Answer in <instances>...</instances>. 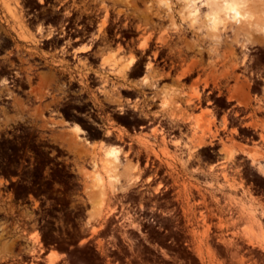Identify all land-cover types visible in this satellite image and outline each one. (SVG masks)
<instances>
[{
  "label": "rangeland",
  "instance_id": "obj_1",
  "mask_svg": "<svg viewBox=\"0 0 264 264\" xmlns=\"http://www.w3.org/2000/svg\"><path fill=\"white\" fill-rule=\"evenodd\" d=\"M11 1L1 0L22 29L24 21L16 15L19 2ZM157 1L91 0L81 7L82 12L100 18L97 37H106L114 29L115 33H121V28L124 32L137 29L136 39L127 46L119 45L118 51L128 62L133 58L131 65L138 61L136 68L149 81L140 84L141 101L145 102L127 101V109L138 110L143 123L153 117L150 113L155 108L173 119L174 106L182 111L179 119L187 131L179 151L183 166L164 173L163 166L143 153L142 146L130 141L128 152L120 158L131 164L136 161L138 181L128 184L121 180L126 187L122 184L117 192L109 191L100 215L93 216L86 174L89 162L101 151L88 148L82 165L73 164L76 180H69L61 170L60 206L54 209L51 201L47 203L42 210L43 227L21 228L18 224L13 229L18 237L27 238L28 252H38L37 247L44 251L39 256L42 261L31 264H48V250L61 257L51 264H264V172L256 164L264 161V115L250 114L244 102L252 90L256 105L262 107L257 95L264 92V35L247 23L228 24L212 35L201 22L192 28L182 19L180 1L170 0V13ZM259 1L264 2L252 0V5L256 7ZM116 56L112 55L109 64L102 60V66L126 76L118 72L121 59ZM174 75L196 76L201 82L186 103L188 111L171 101L169 94L174 90L164 88ZM103 83L99 92L107 94ZM195 98L199 107L193 109ZM116 101L113 107L125 110L121 100L113 99ZM167 101L171 108L165 107ZM206 106L210 107L204 111L208 119L201 111ZM94 123L92 117L88 125L81 126L88 139L115 145L127 142L121 133L102 138ZM160 134L166 138L163 128ZM75 139L80 141L79 135ZM138 142L148 144L146 139ZM46 173L51 178L52 173ZM36 230L42 233L40 239ZM34 235L41 246H35ZM0 264L21 263L16 259Z\"/></svg>",
  "mask_w": 264,
  "mask_h": 264
},
{
  "label": "flooded vegetation",
  "instance_id": "obj_2",
  "mask_svg": "<svg viewBox=\"0 0 264 264\" xmlns=\"http://www.w3.org/2000/svg\"><path fill=\"white\" fill-rule=\"evenodd\" d=\"M11 2H19L20 10L17 9L16 15H20L24 21L22 29L33 34L34 41L39 43L37 46L23 45L20 50L16 48L2 20V9L6 10L8 7L5 8L0 0V94H7L1 97L4 109L0 112V262L17 259L21 264H31L33 260L41 262L39 256L44 251L37 247L38 252H28L25 244L27 238L24 240L18 237L13 229L18 224L21 228L43 227L42 210L47 203L51 201L54 209L60 206L58 201L61 196V170L66 172L69 180L74 181V167L73 160L61 153L57 142L44 138L46 135L41 127L43 121H50L49 127H52L53 132H58L53 117L43 115L41 111L35 114L28 113L26 109L16 110L15 101L23 100L26 107L28 81L36 77V70H32V67L35 64L42 67L44 53L53 54L59 50L65 52L76 44L89 42L91 52L84 61H79L84 64L96 63L99 58L97 51L100 48L105 45L127 46L130 41L136 39L134 35L137 29L132 27L124 32L121 28V33H115L117 29H114L106 37H97L100 18L97 15L92 16L90 11L82 12L81 7L91 4V0ZM113 22L114 18H111V25ZM46 36H49L50 40L44 43L47 41ZM137 63L138 61L133 64L135 68ZM4 80L5 85L2 84ZM91 82L97 83L99 80ZM76 107L70 111L71 117L79 120L82 126L88 125L93 117L90 106L84 104ZM115 111L117 116L132 126L150 122V117L145 123L141 122L138 110L128 112L125 108L120 111L116 107ZM46 171L52 173L51 178L46 176ZM36 231L40 239L42 233ZM34 243L35 246H41L38 241Z\"/></svg>",
  "mask_w": 264,
  "mask_h": 264
},
{
  "label": "crops",
  "instance_id": "obj_3",
  "mask_svg": "<svg viewBox=\"0 0 264 264\" xmlns=\"http://www.w3.org/2000/svg\"><path fill=\"white\" fill-rule=\"evenodd\" d=\"M2 14L4 15L2 20H4L8 33L18 50L22 49L23 45H38L39 42L32 39L33 34L19 28L18 23L11 15H7L5 9H2ZM45 38L47 41H44V43L50 40L49 36ZM89 52H91L89 42H81L65 52L59 50L58 53H44L42 67L39 64H35L32 67V70L34 68L36 70V77L34 80L28 81L26 107L23 100H16L14 109L19 111L26 109L28 113L32 112L35 114L41 111L43 115L52 116L53 123L58 126V132L50 130V121H43L41 127L46 135L44 138L48 141L57 142L61 153L71 158L74 165H82L83 158L87 155L86 150L90 148L82 139L93 143L96 149H99L102 144L106 146L115 145L112 141L104 139H88L85 132L79 135L80 141L75 139L76 136L71 129L76 124L81 127L82 123L77 119H73L70 111L73 108L76 109V106L87 104L92 110L97 130L100 131L102 138L116 136L118 133L125 137L127 140L126 144H116L123 150L121 155L128 152L129 142L131 141L133 145L142 146L143 153H147L156 164L163 166L164 173H170V168L183 166L180 160L182 153L179 151L183 147L184 135L187 131L185 122L179 119L182 111H177L176 106H174L173 111L176 112V117L173 119L170 115L162 113L155 108L151 110L150 114L153 117H150L149 123H138L137 126H132L125 122L120 116L115 114L116 111L113 106L117 105L118 101L113 102V99H120L121 104L126 109L128 107L127 101H130L131 104L138 102V105L145 102L144 100L141 101L143 95L140 91L143 76L135 68V65H131V68L129 67V69L122 72L126 76L113 73L108 65L102 66V59L113 54L117 55V59H121L117 68H121L124 63L128 62V60L124 59L125 55L123 52L119 53L116 46L105 45L100 48L97 51L99 58L96 63L84 64L80 62L88 57L87 54ZM127 53L126 56H128ZM142 75H144V70ZM96 79L99 82H91ZM103 82H106L105 91L107 94L99 92V89L103 87ZM200 84L201 82L196 76L178 78L174 75L169 82L164 83V88L169 91L174 90L169 94L171 101L175 105L180 103L188 111L186 103L192 98L193 89L200 86ZM114 89L115 92H113ZM251 91L249 96L244 98L249 113L257 116L258 112H262L264 115V92H260L257 95L262 105L261 108H258L255 103V93ZM203 99L205 98L203 97L201 100ZM197 107H199V100L195 98L193 109ZM209 109V106L201 107L202 115L205 119H208L209 114L204 111ZM127 110L129 112V109ZM199 113L200 110L196 114ZM214 126H212V130ZM161 128L166 133V138L164 139L160 134ZM262 129H264V123ZM208 134L209 131H207L206 135L208 136ZM139 139H146L148 144L146 146L140 145L142 143L138 142ZM248 147H251V145H248ZM132 164L135 165L136 161H133ZM72 171L74 172V180H76V168L74 167ZM49 253L50 251L48 250L47 255ZM59 258L61 259V257Z\"/></svg>",
  "mask_w": 264,
  "mask_h": 264
},
{
  "label": "bare ground",
  "instance_id": "obj_4",
  "mask_svg": "<svg viewBox=\"0 0 264 264\" xmlns=\"http://www.w3.org/2000/svg\"><path fill=\"white\" fill-rule=\"evenodd\" d=\"M177 1H180L182 5V19H187L188 25L192 28H194L196 24H199L201 22L208 33L215 35L220 29H222V27H225L226 25L228 26V24L238 27L241 24L247 23L254 30L264 35V2L263 1L262 2L259 1L260 3H258L256 7L252 5L253 4L252 0H177ZM157 4L166 13H170L172 11L170 0H158ZM111 59L112 56H109L103 58L102 60L103 63L109 64ZM132 60L131 61L129 60V62L127 63H124L120 68V70H118V72L122 73L125 70L129 69L132 62L134 61ZM148 81H149L148 78H144L142 79V84H146ZM170 104H171L170 101H167L165 107L170 106ZM169 108H171V106ZM71 131L74 133L76 137H78V135L83 133V130L78 125H74ZM83 140L90 148L92 149L96 148L93 143H89L85 139ZM99 149L101 151L100 156H98L97 158H95L94 156L91 159V161L89 162L90 168L86 174V179H87L86 192L89 202L94 205L92 210L93 216L100 215L101 206L109 191H111L112 193L117 192L122 187L123 184L122 181L127 182L128 184H134L138 181V176L134 175L136 171L135 169L136 166L131 163H128L125 160H121L120 156L122 152L120 147L116 145L106 146L103 144L100 146ZM253 163H255V161ZM256 164L264 172V161L263 162L256 161ZM257 166L255 167L257 168ZM94 202L96 203L94 204ZM245 217L247 216L245 215ZM249 235L251 236V234ZM32 239L34 242H37L38 236L34 235ZM54 253L55 252L53 253L50 252L46 256V261L48 264H51L53 261L59 258V256H57V254Z\"/></svg>",
  "mask_w": 264,
  "mask_h": 264
},
{
  "label": "built area",
  "instance_id": "obj_5",
  "mask_svg": "<svg viewBox=\"0 0 264 264\" xmlns=\"http://www.w3.org/2000/svg\"><path fill=\"white\" fill-rule=\"evenodd\" d=\"M6 95L7 94H4V95L0 94V112L4 109V105L1 103V97L6 96Z\"/></svg>",
  "mask_w": 264,
  "mask_h": 264
}]
</instances>
